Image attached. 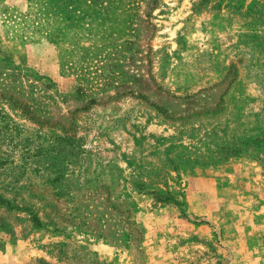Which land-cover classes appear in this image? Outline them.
<instances>
[{"label": "rangeland", "instance_id": "1", "mask_svg": "<svg viewBox=\"0 0 264 264\" xmlns=\"http://www.w3.org/2000/svg\"><path fill=\"white\" fill-rule=\"evenodd\" d=\"M262 21L0 0V264H264Z\"/></svg>", "mask_w": 264, "mask_h": 264}, {"label": "trees", "instance_id": "2", "mask_svg": "<svg viewBox=\"0 0 264 264\" xmlns=\"http://www.w3.org/2000/svg\"><path fill=\"white\" fill-rule=\"evenodd\" d=\"M139 1H144V0H139ZM261 25L263 26L264 25V21L260 22ZM153 195H155L156 199H160L162 201H167L170 199V196L169 195H166L164 197L160 196V195H157L156 193H154Z\"/></svg>", "mask_w": 264, "mask_h": 264}]
</instances>
